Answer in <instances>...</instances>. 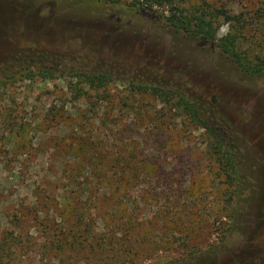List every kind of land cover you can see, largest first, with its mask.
<instances>
[{
  "label": "rangeland",
  "instance_id": "rangeland-1",
  "mask_svg": "<svg viewBox=\"0 0 264 264\" xmlns=\"http://www.w3.org/2000/svg\"><path fill=\"white\" fill-rule=\"evenodd\" d=\"M130 1L0 0V239L17 225L27 235L18 264H264V80L243 76L213 43L167 26L163 7L130 10ZM225 1L254 9L251 1L260 0ZM218 23L217 38H228L230 19ZM27 65L53 76L26 79ZM70 66L109 69L113 80L102 88H76L60 76ZM152 78L186 83L214 108L212 122L225 118L226 134L252 176L237 219L212 218L228 192L217 183L221 173L207 151L203 124L178 116L169 129L167 114L174 112L168 105L132 90L131 83ZM72 132L97 135L105 150L86 164L91 145L70 142ZM118 157L144 161L137 170H117L142 178L137 186L117 185L125 195L113 220L119 242H139L112 258L57 249V229L82 221L72 210L75 197L92 196L93 174L111 173ZM177 195L176 208L167 204L159 212L156 201ZM107 204L101 201L88 222L99 233L111 222L102 214ZM124 204L137 217L145 215V223L126 219ZM186 212L197 216L189 219Z\"/></svg>",
  "mask_w": 264,
  "mask_h": 264
},
{
  "label": "trees",
  "instance_id": "trees-1",
  "mask_svg": "<svg viewBox=\"0 0 264 264\" xmlns=\"http://www.w3.org/2000/svg\"><path fill=\"white\" fill-rule=\"evenodd\" d=\"M94 1L103 5H117L120 2V0ZM251 3L256 5L254 9L246 6L245 3L239 4L238 9V5L228 4L225 0H131L129 9L153 10L154 6L163 7V10L166 11V15L163 17L167 26L183 31L189 37L200 42L213 43L222 55L230 59L238 67L239 73L243 74V76L250 79L264 80V0L251 1ZM222 17L230 19L229 30L231 34L228 38H217L218 22ZM31 67L27 65L23 68L22 76L24 78L32 79L33 75H40L43 78H51L53 76L51 71L46 72L44 69H38L35 72ZM60 76L71 78L68 84H71V86L73 84V87L83 85L89 88H102L113 80L111 71L109 69L103 70L100 67L86 70L70 66ZM131 87L136 93L147 94L154 100L168 105L169 111H173L174 113L167 114V128L173 129L176 126V119L173 117L178 116L186 117L192 121H200L203 124L208 135L206 143L207 151L213 156V163L221 173L216 178L217 183L222 184L226 192H228V197L224 199V205L218 206L213 210L212 218L214 221H219L223 218L237 219L240 207H245V204L248 203L246 193L251 188L252 176L247 174L245 171L247 163L239 159L236 152L238 143L230 140L226 134L225 118L219 116L216 120L217 123L212 122L214 117L212 114L215 115L214 108L211 107V104L207 100L199 99L189 91L186 83L183 85L176 81L152 78L143 83L133 82L131 83ZM80 90L81 88H78V91ZM80 94L81 92H78L77 97ZM207 122H211V125L207 126ZM69 137L72 143L88 141L91 145L92 152L87 157L88 161L83 160L86 164L91 163L93 155L97 154L99 150H105L106 147L98 139L97 135L92 137L89 134L81 135L80 133L72 132ZM111 154L117 155V153L112 152ZM143 163L144 161L129 162L118 157L115 158L114 165L109 167L111 173L103 175L93 174L97 180V190L92 193V196L86 195L84 199L81 198L83 193H80L75 197L77 205L72 208L76 214V218L82 221L87 219V222L84 221L82 223V221L78 222L76 220L70 227H59L57 234L62 236V243L57 245L56 248L63 249L62 251L70 248L75 252L91 250V252L110 254V258H112L113 256L115 257L114 252L128 250L133 243L137 244L139 242L138 239L133 240L129 245L119 242V239L115 235L117 231L114 230L115 223L113 220L115 217H119L116 214L115 206L118 203H124V199L121 196L125 195V192L121 194L117 193V185L121 182L124 187L137 186L139 180L142 178L139 174H134L130 177L125 176L117 172V170L122 169L124 166L137 170L142 167ZM85 184L90 186V183ZM156 197L158 196L153 195L152 200H157L155 199ZM103 200L108 202L107 206H105L106 209L104 208L102 213L106 217L103 218L106 220L109 218L111 222L110 225H107L106 232L99 233V231L97 232L94 229V225L89 226L88 222L92 217L91 214L98 213V205ZM179 200L180 196L177 195L171 200L165 199L164 202L156 201L155 203L159 202L158 209L159 212H162L163 209L165 211L167 204H169V207L172 205V208H176ZM189 204L193 205L194 203L189 201ZM128 209L124 204V210L127 214L126 219H130L133 223H145L147 219L145 215L137 217L134 213L127 211ZM60 212L62 210L59 211V215ZM173 215L175 216L176 213L174 212ZM184 215L189 219L197 216L194 212H186ZM177 219L180 221L179 218ZM17 221H20V218ZM180 223L178 228L182 231L183 222ZM121 224L124 225L126 222H122ZM19 228L20 226L17 225L11 231H6L2 235L0 249L3 257L0 256V264H18L19 254L23 251V248H26V244L29 243L27 235L25 237ZM67 236L71 237V241L66 240Z\"/></svg>",
  "mask_w": 264,
  "mask_h": 264
}]
</instances>
